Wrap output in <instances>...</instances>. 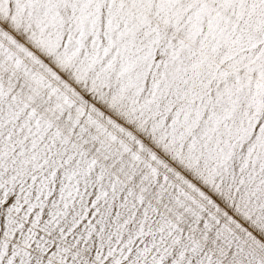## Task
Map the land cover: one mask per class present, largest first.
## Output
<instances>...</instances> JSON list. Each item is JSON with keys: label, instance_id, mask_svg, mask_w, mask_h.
<instances>
[{"label": "snow or ice", "instance_id": "6c2138e0", "mask_svg": "<svg viewBox=\"0 0 264 264\" xmlns=\"http://www.w3.org/2000/svg\"><path fill=\"white\" fill-rule=\"evenodd\" d=\"M0 264H264V0H0Z\"/></svg>", "mask_w": 264, "mask_h": 264}]
</instances>
